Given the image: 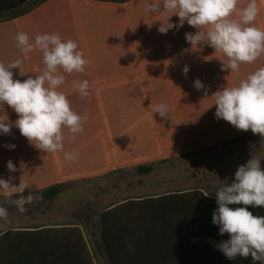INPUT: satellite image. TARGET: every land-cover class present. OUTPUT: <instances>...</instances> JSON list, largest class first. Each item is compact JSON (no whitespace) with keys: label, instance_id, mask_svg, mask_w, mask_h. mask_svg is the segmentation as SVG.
I'll use <instances>...</instances> for the list:
<instances>
[{"label":"crops","instance_id":"1","mask_svg":"<svg viewBox=\"0 0 264 264\" xmlns=\"http://www.w3.org/2000/svg\"><path fill=\"white\" fill-rule=\"evenodd\" d=\"M5 3L0 0V63L7 66L22 60L25 75L12 69L14 79L35 78L45 67L39 51L30 53L29 59L23 58L15 40L18 32L27 33L30 42L37 34H59L62 41H75L77 50L88 61L84 73L68 75L61 70L66 79L57 90L66 94L75 113L89 114L84 131L75 140L66 128L63 130V152L37 149L15 126L10 135L0 133V179H11L14 186L30 184L24 195L59 183L56 200L64 186L119 172L117 167L124 165L129 166L123 171L135 169L131 164L134 159L179 158L217 148L246 133L216 119L213 94L224 87L238 86L249 74L264 67V57L242 64L239 73L221 70V60L226 62L222 54L206 45L192 47L186 41L185 33L197 31L187 22L178 31H158L160 21H166L171 13L152 14L145 9L151 3L162 4V0H28L13 9L4 8ZM247 3L248 0H239L237 7ZM257 3L260 14L255 26L264 29V0ZM12 12L20 14L1 21L3 15ZM170 22L178 24V16H171ZM185 66L189 69L186 74ZM197 79L204 84L207 96L205 89L193 86ZM73 80H87L90 96L81 98L72 89ZM159 103L169 106L168 118L152 112V106ZM17 118L8 105L0 108V119L6 123ZM7 144L16 147L9 149ZM64 152H75L78 159L66 161ZM9 160L16 166L15 172H9ZM261 168L264 170V166ZM233 181L190 183L179 178L175 184L181 186L167 191L198 189L208 191L209 199L125 197L107 204L97 215L96 234L90 232L87 237L77 225L92 254L91 263L27 261L23 247L0 240V264H253L250 257L229 260L217 247L229 235H220L219 226L212 223L218 208L216 190ZM249 210L264 216V208ZM103 211H107V246L102 241Z\"/></svg>","mask_w":264,"mask_h":264},{"label":"clouds","instance_id":"2","mask_svg":"<svg viewBox=\"0 0 264 264\" xmlns=\"http://www.w3.org/2000/svg\"><path fill=\"white\" fill-rule=\"evenodd\" d=\"M239 0H162L151 3L146 11L152 14L168 16L160 21L158 31L167 34L169 30H179L187 22L197 29L193 33H185L186 41L193 47L208 46L214 53L226 58L222 61L221 70L230 69L239 73L242 64H252L264 57V29L255 26L260 14L257 0H248L243 8H238ZM176 15L179 23L170 22ZM17 46L23 58L39 51L43 56L44 69L35 78L28 76L21 81L14 79L12 69L23 73L21 59H16L7 66L0 63V108L6 104L17 114L14 122L6 123L0 119V133L11 134L15 126L30 144L46 153H59L64 150V129L75 140L84 131L83 124L89 114L83 116L75 113L64 92L57 89L65 83V75L84 73L88 61L84 53L78 51L73 40L62 41L59 34H37L34 42H30L25 32L15 36ZM187 66L184 73L188 72ZM40 71V69H36ZM193 86L197 90L205 89L204 84L195 80ZM72 89L78 91L81 98L90 96V85L87 80L72 81ZM205 96L207 90L205 89ZM216 106V119H223L237 130L247 132L264 139V67H260L242 80L238 86L224 87L213 94ZM212 96V97H213ZM169 106L159 103L152 106V112L162 118H168ZM5 147L15 149L14 144ZM78 159L75 152H64V160ZM9 172H15L16 166L11 160L7 162ZM31 185L21 182L14 186L11 179H0V190L4 198L20 213L27 211L26 205L43 199L36 192L24 195ZM14 194H19L14 198ZM208 191L203 193L207 197ZM218 208L213 212L212 223L219 226V234L227 233L229 239L220 242L217 247L229 260L251 258L253 264H264V216L254 215L250 208H264V170L261 160L252 158L245 165L238 167L234 181L229 186L216 190ZM240 205L239 207H230ZM10 223L8 210L0 206V230H7Z\"/></svg>","mask_w":264,"mask_h":264},{"label":"rangeland","instance_id":"3","mask_svg":"<svg viewBox=\"0 0 264 264\" xmlns=\"http://www.w3.org/2000/svg\"><path fill=\"white\" fill-rule=\"evenodd\" d=\"M253 157L260 159L261 166H264V139L248 133L236 143H223L217 148L214 146L195 154L164 160L147 174H137L131 168L77 181L74 185L64 186L59 198L49 204L35 200L26 205L27 211L23 214L4 197H0V206L5 207L9 213L10 223L7 228L75 224L88 237L90 232L96 234L99 211L117 199L172 191L181 186L175 184L179 178L190 183L231 181L235 177L233 171ZM189 185L192 184H185Z\"/></svg>","mask_w":264,"mask_h":264},{"label":"trees","instance_id":"4","mask_svg":"<svg viewBox=\"0 0 264 264\" xmlns=\"http://www.w3.org/2000/svg\"><path fill=\"white\" fill-rule=\"evenodd\" d=\"M28 0H3L6 9H13L25 4ZM20 13H8L3 15L4 19L9 20L16 17ZM248 132L235 137L233 142H237ZM168 160V159H165ZM163 160L159 158L147 159L137 158L134 159L131 164L135 166L137 174H147L154 170V166ZM129 165L117 167L119 172L123 171V168ZM42 195V202L49 204L60 193V184H52L41 191H31ZM19 195H14V198H18ZM26 196V195H25ZM2 197V195L0 196ZM142 198H157V199H176L182 197H198L206 198L203 196L202 191L193 189L186 192H164L156 195L138 196ZM107 211H103L100 215L102 223V241L103 245L106 244V237L104 236L105 230V214ZM4 231V230H3ZM0 240L7 241L10 245L23 247L26 251L23 255L27 261H40V262H57V263H70V262H92V254L87 247L82 230L75 224H60L58 226H46V225H34L23 226L16 228H7L0 235Z\"/></svg>","mask_w":264,"mask_h":264}]
</instances>
